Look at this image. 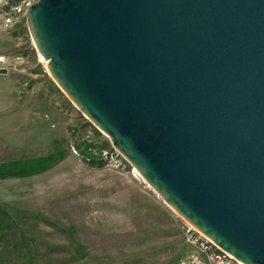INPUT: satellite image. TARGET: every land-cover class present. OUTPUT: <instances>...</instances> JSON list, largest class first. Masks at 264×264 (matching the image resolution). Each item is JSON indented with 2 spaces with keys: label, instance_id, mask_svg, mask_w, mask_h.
Wrapping results in <instances>:
<instances>
[{
  "label": "water",
  "instance_id": "obj_1",
  "mask_svg": "<svg viewBox=\"0 0 264 264\" xmlns=\"http://www.w3.org/2000/svg\"><path fill=\"white\" fill-rule=\"evenodd\" d=\"M26 17L51 77L151 190L264 264V0H39Z\"/></svg>",
  "mask_w": 264,
  "mask_h": 264
},
{
  "label": "rangeland",
  "instance_id": "obj_2",
  "mask_svg": "<svg viewBox=\"0 0 264 264\" xmlns=\"http://www.w3.org/2000/svg\"><path fill=\"white\" fill-rule=\"evenodd\" d=\"M29 1L39 0H0V163L22 173L27 162H57L0 180V208L11 216L0 264H185L191 225L51 77L15 10Z\"/></svg>",
  "mask_w": 264,
  "mask_h": 264
},
{
  "label": "built area",
  "instance_id": "obj_3",
  "mask_svg": "<svg viewBox=\"0 0 264 264\" xmlns=\"http://www.w3.org/2000/svg\"><path fill=\"white\" fill-rule=\"evenodd\" d=\"M31 5L33 4L29 1L23 7L15 10L18 13L26 14ZM186 239L195 251L189 256L185 264H242L192 226L187 229Z\"/></svg>",
  "mask_w": 264,
  "mask_h": 264
},
{
  "label": "trees",
  "instance_id": "obj_4",
  "mask_svg": "<svg viewBox=\"0 0 264 264\" xmlns=\"http://www.w3.org/2000/svg\"><path fill=\"white\" fill-rule=\"evenodd\" d=\"M57 159L55 156H50L43 160L27 162L24 165L26 172H20L17 163H0V180L9 179L13 177H28L36 174H40L48 170ZM38 164V165H33ZM5 221H11V216L9 213L0 208V231L2 230L3 223Z\"/></svg>",
  "mask_w": 264,
  "mask_h": 264
},
{
  "label": "crops",
  "instance_id": "obj_5",
  "mask_svg": "<svg viewBox=\"0 0 264 264\" xmlns=\"http://www.w3.org/2000/svg\"><path fill=\"white\" fill-rule=\"evenodd\" d=\"M188 245H189L190 248H192V250L190 251V252H191L190 255H191V254L195 251V249H194V247H193L192 245H190V244H188ZM190 255H189V256H190ZM189 256H188L186 259H188Z\"/></svg>",
  "mask_w": 264,
  "mask_h": 264
},
{
  "label": "bare ground",
  "instance_id": "obj_6",
  "mask_svg": "<svg viewBox=\"0 0 264 264\" xmlns=\"http://www.w3.org/2000/svg\"><path fill=\"white\" fill-rule=\"evenodd\" d=\"M41 61H43L44 63H46L42 58H41ZM47 64V63H46ZM136 170V169H135ZM138 172V171H137ZM138 174V173H137ZM140 175V174H138ZM141 176V175H140ZM142 177V176H141ZM143 179V178H142ZM144 180V179H143ZM145 181V180H144ZM147 184V183H146ZM148 185V184H147ZM149 186V185H148ZM153 191V190H152ZM154 192V191H153ZM155 193V192H154ZM156 194V193H155Z\"/></svg>",
  "mask_w": 264,
  "mask_h": 264
}]
</instances>
